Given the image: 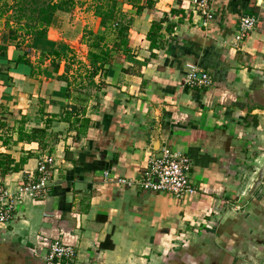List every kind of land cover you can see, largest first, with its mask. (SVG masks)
Here are the masks:
<instances>
[{
  "label": "crops",
  "instance_id": "crops-1",
  "mask_svg": "<svg viewBox=\"0 0 264 264\" xmlns=\"http://www.w3.org/2000/svg\"><path fill=\"white\" fill-rule=\"evenodd\" d=\"M119 1L132 19L131 52L97 76L99 88L75 81L77 67L67 72L64 59L58 72L52 57L40 62L54 50L80 56L87 30L105 32L92 0L57 12L47 38L29 41L32 67L12 62L15 45L0 55V135L11 137L0 141V160L27 159L2 176L14 211L0 221V264H47L56 240L75 247L70 264H264V0H215L208 26L194 0ZM248 15L259 22L237 42ZM164 18L152 51L148 32ZM189 62L210 72L211 87L184 85ZM71 105L91 120L84 135L60 120ZM22 121L48 126V146L18 142ZM166 147L192 159L197 196L119 182L137 181ZM47 155L55 158L49 196H20Z\"/></svg>",
  "mask_w": 264,
  "mask_h": 264
},
{
  "label": "trees",
  "instance_id": "trees-1",
  "mask_svg": "<svg viewBox=\"0 0 264 264\" xmlns=\"http://www.w3.org/2000/svg\"><path fill=\"white\" fill-rule=\"evenodd\" d=\"M95 15L101 19V26L105 29L103 34L87 30L83 38L84 44L89 48L86 59L81 58L74 49L61 52L54 50L42 53L40 62L52 57V65L58 72L61 60L66 62V71L77 67L75 81H86L89 86H99L96 78L99 75H106L108 65H112L117 57L127 56L131 52L129 31L132 19L120 8L119 0H92ZM78 0H0V55L7 56L8 48L15 45L21 52L12 62L15 64H26L33 66L29 51L31 39H46L49 27L52 25L57 12H72L77 6ZM152 5V1H149ZM167 18L154 21L147 39L151 42L150 49L159 48V39L163 37L162 30ZM172 25L169 23L167 31H171ZM110 38V39H109ZM153 55H155L153 53ZM2 67L0 68V70ZM63 79L67 77L62 76ZM84 98V97H81ZM85 99V98H84ZM78 106L71 105L66 110L60 120L69 122L71 129L77 135H84L91 127V120L81 118ZM53 119L47 123H53ZM48 126L44 128L26 129L25 122L22 121L17 127L18 142H39L47 147L46 132ZM11 137L0 135V141L5 146L11 142ZM27 159H21L19 163L10 155H3L0 160V173L6 176L10 172L21 170Z\"/></svg>",
  "mask_w": 264,
  "mask_h": 264
},
{
  "label": "built area",
  "instance_id": "built-area-1",
  "mask_svg": "<svg viewBox=\"0 0 264 264\" xmlns=\"http://www.w3.org/2000/svg\"><path fill=\"white\" fill-rule=\"evenodd\" d=\"M215 0H194L195 13L202 19V25L208 26L215 16ZM259 22L258 16L241 17L235 41H243L255 29ZM184 85L190 88L205 89L211 87L213 79L209 71L199 68L195 63L186 65V74L183 78ZM55 158L45 156L38 165L36 173H30L18 189L20 196L28 195L37 199L49 196L53 185V172ZM193 169L192 159L185 154L174 152L169 147L163 149L158 156L151 158L148 166L142 171L137 181L131 182L119 179L122 184H135L140 189L151 190L158 193H169L177 198L185 199L195 197L199 190L193 184L191 174ZM9 191L4 187L0 173V221L10 222L13 218V200ZM77 252L74 246L65 244L61 240L54 241L46 256L47 264H70Z\"/></svg>",
  "mask_w": 264,
  "mask_h": 264
},
{
  "label": "rangeland",
  "instance_id": "rangeland-1",
  "mask_svg": "<svg viewBox=\"0 0 264 264\" xmlns=\"http://www.w3.org/2000/svg\"><path fill=\"white\" fill-rule=\"evenodd\" d=\"M8 1H9L10 3H12L11 0H8ZM91 24H92V23H91ZM82 43H83V42H79L78 45H80V44H82ZM78 48H79L80 51H81V53H80V56H81V57H82V53L85 52V51H87V49H88L87 47H84V48H83V47H81V46H78ZM82 48H83L85 51H83Z\"/></svg>",
  "mask_w": 264,
  "mask_h": 264
}]
</instances>
